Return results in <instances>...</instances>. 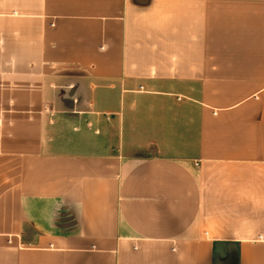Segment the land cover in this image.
Instances as JSON below:
<instances>
[{
    "label": "crops",
    "instance_id": "obj_1",
    "mask_svg": "<svg viewBox=\"0 0 264 264\" xmlns=\"http://www.w3.org/2000/svg\"><path fill=\"white\" fill-rule=\"evenodd\" d=\"M0 264H264V0H0Z\"/></svg>",
    "mask_w": 264,
    "mask_h": 264
}]
</instances>
